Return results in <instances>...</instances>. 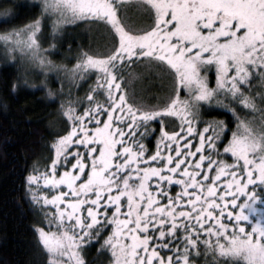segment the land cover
Returning a JSON list of instances; mask_svg holds the SVG:
<instances>
[{
	"label": "snow or ice",
	"instance_id": "obj_1",
	"mask_svg": "<svg viewBox=\"0 0 264 264\" xmlns=\"http://www.w3.org/2000/svg\"><path fill=\"white\" fill-rule=\"evenodd\" d=\"M40 8L36 18L0 33L40 65L51 63L41 55L45 50L37 36L53 11L61 17L56 25L90 21L104 25L112 37L102 55L82 52L77 59L73 72H98L81 100L86 106L79 112L71 104L63 109L70 127L52 143L54 156L46 170L34 168L27 177L33 203L55 208L44 213L46 226L35 228L48 264H86L81 249L94 239L99 243L107 227L112 231L101 249L111 250L112 264H194L189 251L199 254L200 246L220 257L264 264V207L258 206L264 203V0H134L135 15L152 21L147 27L137 26L122 0H43ZM5 15L0 23L10 24L19 13ZM134 63L148 71H172L174 85L189 90L188 99L177 92L159 109L137 107L124 87V71ZM213 67L215 87L201 73ZM253 79L261 91H252ZM16 90L13 81L11 91ZM48 96L55 93L48 89ZM201 102L230 111L236 120L222 153L217 145L227 129L223 120L202 121L195 150L191 138L181 143L197 131ZM232 104L259 111V121L242 118ZM3 107L6 113L7 100ZM165 114L180 117L181 131L164 130L160 120L161 136L146 155L137 130ZM228 153L231 163L220 158ZM33 184L52 194H37ZM173 185L180 190L173 193ZM164 249L183 255H161Z\"/></svg>",
	"mask_w": 264,
	"mask_h": 264
},
{
	"label": "trees",
	"instance_id": "obj_2",
	"mask_svg": "<svg viewBox=\"0 0 264 264\" xmlns=\"http://www.w3.org/2000/svg\"><path fill=\"white\" fill-rule=\"evenodd\" d=\"M122 2L126 6H130L133 5L134 0H122ZM40 5L38 0H35V3H32V0H5L4 4L0 5V20H7L5 14L9 10L18 12L19 15L10 24L0 23V33L36 18L41 11ZM48 16L49 14L44 17L42 33L37 36V39L46 47L55 46L51 49V55L55 59L70 64L79 58L82 52H86L87 48L96 53L101 52V49L93 48L89 42L87 27L91 23L90 21L81 20L77 23H66L63 27L56 26L54 31L55 22ZM151 22L149 18L145 23L136 22V24L140 27H147ZM9 44L11 43H5V41L0 39V264H48L47 252L42 246L37 244V233L35 231L36 227L46 226V218H43L45 209L41 205L33 203L27 177L33 173L34 168H38L39 171L46 170V166L50 164V158L54 156V150L51 148L52 143L56 137L64 135L65 131L70 127V124L63 116V100L71 94L70 92H64L55 96V98H49L45 87L41 85V75L34 73L30 69L23 71V64L19 58L17 59L8 53L7 46ZM140 66V64L134 63L124 71L127 83H122L128 89V94L133 97V91L138 87L135 82V71ZM168 73L171 75V94L168 93L162 103L157 104L158 106H166L170 102L169 98H174V91L178 87L174 85L172 71L168 70ZM201 73L207 76L209 86L215 87L216 76L214 67L202 68ZM13 81L17 84L15 92L11 91ZM25 81L27 84H25ZM50 82L57 85V81L54 78ZM250 83L253 92L262 90L258 79H253ZM28 85H35V87H28ZM245 90L248 91V89ZM84 93L80 92V99L84 97ZM218 98L230 103L225 96L221 95ZM100 99H103V97L101 96ZM4 100L8 101L6 113L3 107ZM138 100L134 97L130 102L135 103L139 107L141 104ZM257 103L259 105V101ZM150 106H154V104L146 107ZM232 107L237 108V112L242 118L259 121V111L243 110L236 104H232ZM214 119L223 120L227 125V129L222 135V143L217 145L222 153L223 147L231 139V132L236 130V120L230 111L216 105L209 106L206 102H201L200 105V116L196 119L194 125L197 131L185 135V140L181 141V143L183 144L187 139L191 138L192 150H195V146L199 143L198 132L202 131L204 127L202 121ZM160 120H163L164 130L169 132L181 131L180 117L169 114H165L160 119H154L146 127H140L137 130V139L146 145L148 149L146 155H151L155 151L157 141L161 136ZM141 133H144L142 138ZM209 154L206 150L205 155ZM196 158L198 156L193 159ZM220 158L229 163L233 159L231 153L222 154ZM69 159L71 160V158ZM88 170L86 168V172ZM210 175H215L214 170ZM32 187L36 188L38 185L33 184ZM249 187L251 188V186ZM179 190L178 185L172 186L173 193ZM220 190H223V184L220 185ZM45 191L48 193L50 190L41 187V192ZM36 192L37 194L40 193L39 191ZM257 192L260 193L259 188ZM244 199L245 197L243 196L239 198L240 202H243ZM258 206L264 207V203L258 204ZM232 210L239 211L235 206H232ZM228 219L226 217L224 222L228 223ZM209 226H211L210 222ZM245 229L246 231L251 230L247 223L245 224ZM111 231L112 228L107 227L101 233L99 243L94 239L89 245L83 247L86 264L112 263L111 252L108 249H101L104 239ZM149 235H152V233L150 232ZM175 243H178L183 248V244L179 240ZM160 251L161 255L172 254L174 257L183 255L182 252L177 253L175 249H173L172 253H168L166 249ZM189 259L194 264H246L240 258L220 257L218 253L206 250L204 246L199 247V254H197L195 249L190 250Z\"/></svg>",
	"mask_w": 264,
	"mask_h": 264
},
{
	"label": "rangeland",
	"instance_id": "obj_3",
	"mask_svg": "<svg viewBox=\"0 0 264 264\" xmlns=\"http://www.w3.org/2000/svg\"><path fill=\"white\" fill-rule=\"evenodd\" d=\"M38 2L42 4L43 0H38ZM127 6L129 7V11L133 13V19L136 20V22L145 23L147 22V19L149 20L148 15L143 14V13H141L139 17H137L133 11L132 5L130 6L127 5ZM48 17H50V19L55 22V25H56V21L61 19L59 13L55 11L51 12ZM80 21L81 20H76L74 22H68V23H77ZM64 24L66 23H61L56 26L63 27ZM87 31L89 32L88 36L90 39L89 42L91 46L97 50L101 49L100 50L101 52L96 53V52L89 50V48H87V50L85 49L86 52L92 55H102L105 52L106 48L110 47L111 42H112V37H111V34L108 32V29L102 24H95L91 22L87 27ZM39 43H40L41 48L45 50L41 52V55L46 56L47 59L51 61L50 64L40 65L38 61L33 59L32 53L30 51L25 50L22 52L19 48L14 47L12 44H9L7 46L8 53L15 56V58L17 59L19 58V60L23 64L22 65L23 71H25V69L27 70L30 69L34 73H38L41 75V78H42L41 85L45 87L47 94H48V89H51L52 92L55 93V96L61 93H64V92L66 93L70 92L71 95H69L63 100L64 102L63 108L67 107L68 104H71V106L75 108L77 112H79L82 109V107L86 106L85 104L81 102L82 99L79 98L80 92H85L84 93V97H85L87 92L90 90V86H94L98 72L95 69L89 70L83 75L77 72H73L72 71L73 66L77 63L78 58L75 59L73 63H70V64L63 63L62 61L55 59L51 55V51H52L51 49H53V47L49 48V47L44 46L41 42ZM11 58H14V57H11ZM53 78L55 79V81H57V85L50 82V80ZM135 80H136L135 82L138 87H136V90H134L133 92H134L135 99H139L138 101L141 104L139 107H143L145 110H156V109L163 107L162 105L158 106L157 104H161L164 97L166 98L167 97L166 95L171 92V85H170L171 75H169L167 69L157 68L154 71H148L145 69L143 65H141L135 71ZM81 84H84V85H81ZM177 92L180 93L179 96L182 100L188 99L189 94H190L189 90L185 88L184 86L177 87V90L174 91V97ZM182 95H184V97H182ZM55 96L49 97V98H55ZM153 99H156V100L153 101ZM151 104H154V106L146 107ZM154 119H160V117H157ZM81 151H84V150L81 149ZM222 179H226V177H222ZM41 187H44L47 190L49 189L47 186L40 184L38 185V187H36V191L41 192ZM46 192L47 191H45V193ZM48 194L51 195L52 191L50 190ZM44 209H45V212L55 211L54 207L45 206ZM43 218H45V215H43ZM52 230H56L54 224L52 226ZM108 250L111 252L110 249ZM81 254L84 259L83 248L81 249ZM109 264H112V263H109Z\"/></svg>",
	"mask_w": 264,
	"mask_h": 264
}]
</instances>
